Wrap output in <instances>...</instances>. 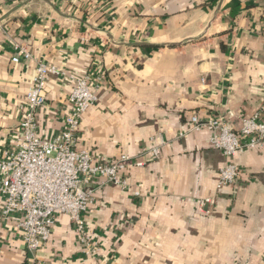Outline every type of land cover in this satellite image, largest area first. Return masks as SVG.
Here are the masks:
<instances>
[{"label":"crops","instance_id":"1","mask_svg":"<svg viewBox=\"0 0 264 264\" xmlns=\"http://www.w3.org/2000/svg\"><path fill=\"white\" fill-rule=\"evenodd\" d=\"M14 44L32 59L14 64ZM39 62L66 72L37 110L41 138L64 131L72 78L87 77L98 100L79 149L113 159L157 137L168 145L130 170L141 196L91 186L83 217L100 254H84L67 215L30 252L14 217L0 222V264H264V144L228 158L191 123L218 117L239 130L257 113L264 120V0H0V160L15 148ZM229 163L240 177L218 190Z\"/></svg>","mask_w":264,"mask_h":264},{"label":"built area","instance_id":"2","mask_svg":"<svg viewBox=\"0 0 264 264\" xmlns=\"http://www.w3.org/2000/svg\"><path fill=\"white\" fill-rule=\"evenodd\" d=\"M12 62L32 59L24 46L14 44ZM53 76H66L64 70L53 64L39 62L33 84L27 93V107L23 109L20 132L15 137L14 150L0 160V195L4 199L0 222L18 217V230L25 247L30 252L44 248L51 240L57 216L67 215L75 224L78 240L87 256L101 253L83 215L95 203L96 189L107 185L123 191L134 189L141 196L142 184H133L132 168H143L150 159L160 157L161 148L168 143L161 137L153 139L158 145L143 150L138 156L122 155L113 159L93 155L79 149L77 134L84 114L98 98L88 78H72L74 87L68 98L72 106L65 120V129L48 140L37 133V110L46 105V89ZM192 129L211 132V146L228 158L247 149L264 144V120L259 113L242 121L234 130L218 117L202 122L198 116L191 118ZM240 177V169L229 163L220 171L217 189L233 185ZM212 198L199 202V210L209 213L207 205Z\"/></svg>","mask_w":264,"mask_h":264}]
</instances>
